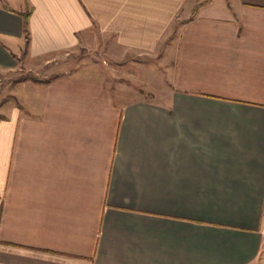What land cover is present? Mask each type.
Returning <instances> with one entry per match:
<instances>
[{
  "label": "crops",
  "instance_id": "1",
  "mask_svg": "<svg viewBox=\"0 0 264 264\" xmlns=\"http://www.w3.org/2000/svg\"><path fill=\"white\" fill-rule=\"evenodd\" d=\"M201 1L0 0V264H264V0ZM171 27L162 91L27 76Z\"/></svg>",
  "mask_w": 264,
  "mask_h": 264
},
{
  "label": "rangeland",
  "instance_id": "2",
  "mask_svg": "<svg viewBox=\"0 0 264 264\" xmlns=\"http://www.w3.org/2000/svg\"><path fill=\"white\" fill-rule=\"evenodd\" d=\"M180 20H177L178 25ZM170 34L162 40L156 52L140 53L131 51L116 45L113 36L101 35L92 30L90 37L84 39L80 47L60 56L55 60L57 68L54 70L31 69L27 76L47 77L53 72H78L83 70L92 75L107 80L113 90L122 84L123 92L140 88L142 78L148 77L152 81L151 88L155 92L166 89L167 74L172 61V53L168 52L176 37L177 28L171 27ZM22 78V71L15 70L0 79V98L4 96V90L9 87L10 80Z\"/></svg>",
  "mask_w": 264,
  "mask_h": 264
},
{
  "label": "trees",
  "instance_id": "3",
  "mask_svg": "<svg viewBox=\"0 0 264 264\" xmlns=\"http://www.w3.org/2000/svg\"><path fill=\"white\" fill-rule=\"evenodd\" d=\"M206 1H209V0H202L200 3H197L194 8H193V13H196L197 10L206 2ZM24 30L28 33V14L27 13H24ZM26 33V34H27ZM28 37V36H27Z\"/></svg>",
  "mask_w": 264,
  "mask_h": 264
}]
</instances>
